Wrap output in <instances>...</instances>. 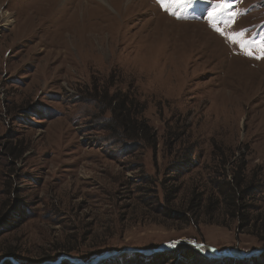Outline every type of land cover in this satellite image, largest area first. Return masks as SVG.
Masks as SVG:
<instances>
[{
    "label": "rangeland",
    "instance_id": "obj_1",
    "mask_svg": "<svg viewBox=\"0 0 264 264\" xmlns=\"http://www.w3.org/2000/svg\"><path fill=\"white\" fill-rule=\"evenodd\" d=\"M219 2L0 0V264L264 251V0H224L210 16ZM215 28L242 33L252 55ZM123 96L155 147L127 149L105 128ZM240 161L245 209L217 206L215 185Z\"/></svg>",
    "mask_w": 264,
    "mask_h": 264
},
{
    "label": "trees",
    "instance_id": "obj_2",
    "mask_svg": "<svg viewBox=\"0 0 264 264\" xmlns=\"http://www.w3.org/2000/svg\"><path fill=\"white\" fill-rule=\"evenodd\" d=\"M108 102L109 104L107 109L110 119H108L107 122L108 124L105 126V128L107 129V131L112 132L113 137H118V135L116 134H120L122 140L128 143L129 147L127 149L130 148L131 150L136 145L135 143H132V141L133 142L140 141L141 143L144 144L152 143V146L155 147V143L152 141L154 135L151 132V127H149L147 123L143 121L141 117L142 111L137 110L139 107L138 103L132 101L127 96H123L121 97V99L118 97H113L112 100L109 99ZM137 117H140L141 120H139ZM232 167L233 168L230 171L229 177L227 174L228 172H225L223 169L224 175L222 182H217V184L215 185L216 192L220 196V197L217 196L215 204L217 206L223 205V207L227 209L231 207L236 211L238 210L241 211L244 210L246 207L248 192L254 190L250 188V184L253 181L250 178L247 181V178L244 175V172L246 171V165L244 164L243 161H240L239 163L233 165ZM218 177H220V175H218ZM255 179L256 181L259 182V185L255 187V189L257 188L258 190L261 186H263L264 180H262V177L260 179L258 178ZM200 200L201 199L199 198L198 204L194 206V208L197 210L200 208L201 205ZM177 249L184 250L183 253L187 251L193 258H195V261H197L198 264L202 263L203 261L217 262L218 260H220V259H209L204 255H202L201 253H199L197 250H195V248L188 245H186L184 249L174 248L172 250H167L164 252L166 254L165 256L179 253V251L176 252ZM250 260L251 258L249 259V261ZM233 264H237V263H233ZM251 264H258V263L256 262V260H254L253 262H251Z\"/></svg>",
    "mask_w": 264,
    "mask_h": 264
},
{
    "label": "snow or ice",
    "instance_id": "obj_3",
    "mask_svg": "<svg viewBox=\"0 0 264 264\" xmlns=\"http://www.w3.org/2000/svg\"><path fill=\"white\" fill-rule=\"evenodd\" d=\"M195 2L196 0H169V3L171 5H176V6H183V5H187V4H191ZM157 3L160 4L162 8H165L166 11H168V8L165 7L164 0H157ZM226 8H227V4L224 2V0H220V2L216 5V8H214L213 12L210 13V16L214 17L216 14H218V11L222 12L226 10ZM170 14L174 15L175 13L170 12ZM214 30L217 31L218 34L225 36V39H227L229 43L238 44L246 55H250V56L252 55V53L247 48V44L242 39V35H243L242 33H234L232 35H225L219 28H215ZM258 50L260 52V55L256 56L255 58L257 59L264 58V43H261L259 45Z\"/></svg>",
    "mask_w": 264,
    "mask_h": 264
},
{
    "label": "water",
    "instance_id": "obj_4",
    "mask_svg": "<svg viewBox=\"0 0 264 264\" xmlns=\"http://www.w3.org/2000/svg\"><path fill=\"white\" fill-rule=\"evenodd\" d=\"M195 247L198 248V246H195ZM164 248H165V246H163L162 248H159V249H153V250L149 251V254L157 252V251H166V249H164ZM207 248H209V247H207ZM210 249L214 250L212 248H210ZM262 252H264V251H262V250L261 251H253V252H250V254H247V255H245V254H243L241 252H238L240 254L239 256H237L235 254L233 256H227V255L221 254L222 252H217V253H219L221 255V256H217V258H224V259H226V258H228V259H230V258H235V259H245V258H247V259H249L250 257L256 256L258 254H261ZM213 258H215V257H213ZM217 258H215V259H217ZM103 259L104 258H99L98 260L90 262L89 264H95L98 261H101Z\"/></svg>",
    "mask_w": 264,
    "mask_h": 264
},
{
    "label": "bare ground",
    "instance_id": "obj_5",
    "mask_svg": "<svg viewBox=\"0 0 264 264\" xmlns=\"http://www.w3.org/2000/svg\"><path fill=\"white\" fill-rule=\"evenodd\" d=\"M3 16H4V15H3ZM3 19H4L3 21L7 22V21H6V19H7L6 16L3 17ZM8 23H9V22H8ZM203 246H204V245H203ZM205 247H206V246H205ZM198 248L201 249L202 252H205V253L209 252L208 250H206L207 247L204 248V247H202V245H201V246H198ZM209 249H210V248H209ZM212 251H214V250H212ZM212 251H210V252H212ZM214 252H215V254H217V256H221L219 253H216V251H214ZM217 256H215V258H217ZM238 256H239V254H238ZM211 257H214V256H211Z\"/></svg>",
    "mask_w": 264,
    "mask_h": 264
}]
</instances>
